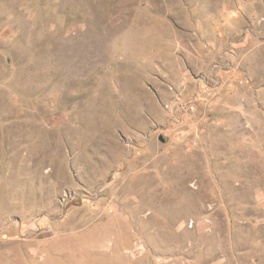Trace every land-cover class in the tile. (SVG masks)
<instances>
[{
    "label": "rangeland",
    "instance_id": "374dc122",
    "mask_svg": "<svg viewBox=\"0 0 264 264\" xmlns=\"http://www.w3.org/2000/svg\"><path fill=\"white\" fill-rule=\"evenodd\" d=\"M0 264H264V0H0Z\"/></svg>",
    "mask_w": 264,
    "mask_h": 264
}]
</instances>
